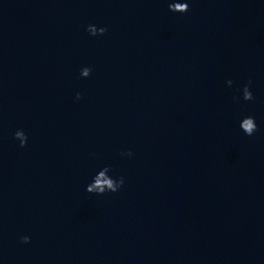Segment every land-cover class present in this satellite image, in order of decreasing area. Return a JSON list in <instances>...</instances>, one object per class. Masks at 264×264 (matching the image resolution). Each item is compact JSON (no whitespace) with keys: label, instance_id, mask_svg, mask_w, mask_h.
Returning a JSON list of instances; mask_svg holds the SVG:
<instances>
[{"label":"water","instance_id":"95a60500","mask_svg":"<svg viewBox=\"0 0 264 264\" xmlns=\"http://www.w3.org/2000/svg\"><path fill=\"white\" fill-rule=\"evenodd\" d=\"M0 264H264L250 0H0Z\"/></svg>","mask_w":264,"mask_h":264},{"label":"clouds","instance_id":"9594fccd","mask_svg":"<svg viewBox=\"0 0 264 264\" xmlns=\"http://www.w3.org/2000/svg\"><path fill=\"white\" fill-rule=\"evenodd\" d=\"M27 238L25 237V240H26Z\"/></svg>","mask_w":264,"mask_h":264}]
</instances>
